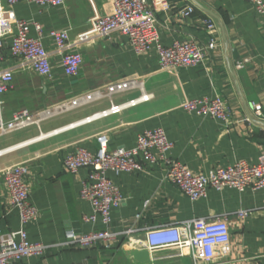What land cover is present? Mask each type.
Listing matches in <instances>:
<instances>
[{
  "label": "crops",
  "instance_id": "0c3cea01",
  "mask_svg": "<svg viewBox=\"0 0 264 264\" xmlns=\"http://www.w3.org/2000/svg\"><path fill=\"white\" fill-rule=\"evenodd\" d=\"M65 0L58 7H39L24 1L2 9L13 19L36 21L44 30L68 29L70 40L88 29L94 11L110 10L106 0ZM152 0H147L151 4ZM170 9L155 14V28L162 45L173 41H194L205 48L214 39L215 47L204 50L200 63L175 72L158 69L153 52L136 55L126 39L89 40L71 49L82 61L77 74L66 77L60 58L49 40H44L51 73L39 77L19 68L9 56L10 38L3 41L1 68L12 69V86L2 96V118L14 112H36L71 97L102 89L124 79L143 82L146 94L142 102L119 114L82 123L41 140L35 128L0 138V234L16 230L19 218L8 206L2 181V170L16 164L27 168L25 181L30 202L37 208L35 221L25 226L31 242L47 246L43 256L24 259L17 264H192L187 250L150 253L144 247V232L165 224H181L194 219L223 217L229 229L230 253L217 260L219 264H264V188L238 193L234 190H208L206 196L190 201L165 178L163 164H143L138 173L109 174L118 188L121 202L112 212L109 229L117 239L109 249L101 245L90 249L65 245L69 231L85 234L104 228L85 224L89 212L80 200L81 182L89 171L76 175L64 171L62 160L76 148L95 154L96 137L106 135L108 148L133 149L136 135L147 129L162 128L173 144L168 152L172 160L186 164L194 173L207 172L235 161L254 162L264 155V15L257 16L253 7L242 0H166ZM193 8L190 16L180 14ZM211 21L215 32L208 34L203 21ZM31 35H34L31 32ZM249 58L250 63L235 69V63ZM132 90L112 97L113 104L139 98ZM221 97L231 113V124L224 126L210 117H197L184 112L182 102L193 98ZM108 99L70 112L44 123L43 135L76 124L109 108ZM246 216L239 217V212ZM134 232L130 236L123 233ZM146 252L141 255V252Z\"/></svg>",
  "mask_w": 264,
  "mask_h": 264
},
{
  "label": "built area",
  "instance_id": "2783aa9c",
  "mask_svg": "<svg viewBox=\"0 0 264 264\" xmlns=\"http://www.w3.org/2000/svg\"><path fill=\"white\" fill-rule=\"evenodd\" d=\"M24 1L43 7H58L65 0H5L8 7H13ZM250 4L257 16L264 15V0H242ZM1 2V0H0ZM92 3L91 0H89ZM110 10L104 14L94 11L88 20V29L70 40L68 29L44 30L36 21L13 19L8 11L0 5V63L3 41L10 38L9 56L16 60L19 68L30 70L39 77H48L51 73L48 52L44 48V40H49L54 46L55 54L60 58L66 77L77 74L82 61L79 52H72L89 40L109 38L112 35L126 39L127 45L136 55L153 52L157 59L158 69L162 72H175L180 69L196 67L203 58L204 50L215 47L214 39H210L207 46L202 48L194 41H173L164 46L155 28V14L167 12L170 5L166 0H106ZM193 8L186 7L180 14L188 17ZM208 34L215 32L214 24L207 20L202 22ZM31 32L34 35H31ZM250 63L244 58L235 63V69H241ZM264 64V58H263ZM12 69L0 67V138L35 128L39 134L36 139L27 143L41 140L49 135H56L67 128L89 123L149 101L153 96L146 94L143 82L131 78L109 84L104 88L95 89L69 99L43 107L36 112L19 110L10 119L2 118V96L12 86ZM138 90L140 96L123 104L115 105L111 99L117 94ZM103 99L110 102L109 108L91 117L65 128L53 130L43 135L41 127L44 123L74 112ZM184 112L197 117H210L224 126L231 124V113L226 102L219 96L214 98H193L182 102L180 107ZM97 150L91 154L83 148H76L72 153L64 156L62 167L65 172L76 175L80 170L89 171L88 180L82 181L79 198L89 207V212L82 217L85 224L92 226L100 224L104 229L76 234L69 231L65 245L90 249L102 246L109 249L117 239V233L109 229L112 212L118 208L121 196L118 188L109 178V174L142 172V163L150 165L163 164L166 168L165 178L174 185L190 201L206 196L208 190L222 192L234 190L242 193L245 190L257 191L264 188V155L260 154L254 162L245 160L235 161L232 165L218 166L212 170L194 173L179 161L168 157L173 144L168 140L164 129L158 127L147 129L136 135L133 149L108 148V137L104 134L96 137ZM9 151H0V156ZM27 168L23 164H16L2 170V181L6 191L8 206L16 210L19 227L7 233L0 234V264H17L24 259L41 257L47 246L31 242L28 239L25 226L36 220L37 208L30 202L25 176ZM243 218L247 214L239 212ZM134 231L127 230L123 234L130 236ZM229 229L225 218H199L181 224H165L149 228L144 232L143 247L150 253L176 250L179 255L187 250L192 264H219L217 260L230 253Z\"/></svg>",
  "mask_w": 264,
  "mask_h": 264
},
{
  "label": "water",
  "instance_id": "95a60500",
  "mask_svg": "<svg viewBox=\"0 0 264 264\" xmlns=\"http://www.w3.org/2000/svg\"><path fill=\"white\" fill-rule=\"evenodd\" d=\"M141 255H145V256H146V252H143V251H142V252H141Z\"/></svg>",
  "mask_w": 264,
  "mask_h": 264
}]
</instances>
